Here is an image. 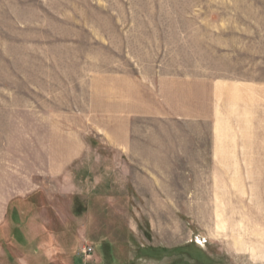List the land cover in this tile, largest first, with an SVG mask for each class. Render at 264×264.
I'll list each match as a JSON object with an SVG mask.
<instances>
[{
	"label": "rangeland",
	"instance_id": "obj_1",
	"mask_svg": "<svg viewBox=\"0 0 264 264\" xmlns=\"http://www.w3.org/2000/svg\"><path fill=\"white\" fill-rule=\"evenodd\" d=\"M0 264H264V0H0Z\"/></svg>",
	"mask_w": 264,
	"mask_h": 264
},
{
	"label": "crops",
	"instance_id": "obj_2",
	"mask_svg": "<svg viewBox=\"0 0 264 264\" xmlns=\"http://www.w3.org/2000/svg\"><path fill=\"white\" fill-rule=\"evenodd\" d=\"M127 94L128 92L124 91H119L112 95H109L108 91L102 93L106 102L103 105L104 107L101 108L97 104L93 105L90 116V120H92L90 127L96 130L97 135L105 141L108 147L122 154H129L133 151L130 130V105L144 106V102L139 101V96H137L136 102L131 101ZM144 114V111H142V115ZM83 125H86V123ZM76 132H74L72 137L71 145H67L65 142L58 144V155L45 169L47 170L45 171L47 176L52 178L61 176L66 168L80 158L83 151L86 150V143L83 141L81 132Z\"/></svg>",
	"mask_w": 264,
	"mask_h": 264
},
{
	"label": "built area",
	"instance_id": "obj_3",
	"mask_svg": "<svg viewBox=\"0 0 264 264\" xmlns=\"http://www.w3.org/2000/svg\"><path fill=\"white\" fill-rule=\"evenodd\" d=\"M90 250H91V248L87 247V248L82 249V252L87 253V252H90Z\"/></svg>",
	"mask_w": 264,
	"mask_h": 264
}]
</instances>
